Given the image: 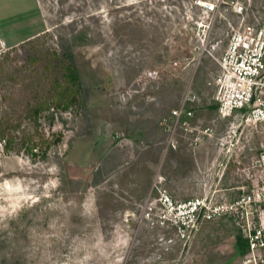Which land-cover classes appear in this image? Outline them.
I'll return each mask as SVG.
<instances>
[{"label":"rangeland","instance_id":"1","mask_svg":"<svg viewBox=\"0 0 264 264\" xmlns=\"http://www.w3.org/2000/svg\"><path fill=\"white\" fill-rule=\"evenodd\" d=\"M200 1L214 12L197 0H0V98L25 94L32 54L55 50L79 76L77 103L30 130L61 137L46 155L0 144V264H240L233 217L178 230L181 217L163 224L148 207L158 190L233 200L264 142L259 125L218 116L209 84L232 28L264 24V0H237L240 14L236 0Z\"/></svg>","mask_w":264,"mask_h":264},{"label":"built area","instance_id":"2","mask_svg":"<svg viewBox=\"0 0 264 264\" xmlns=\"http://www.w3.org/2000/svg\"><path fill=\"white\" fill-rule=\"evenodd\" d=\"M197 4L206 14L213 13L216 8L214 4L200 0ZM232 8L238 14L243 10L237 0ZM217 64L218 72L209 84L215 89L218 116L222 119L239 116L245 123L259 125L264 130V24L244 25L236 30L232 28ZM181 112L172 111L174 124H180L192 133L196 128L190 127L186 121L180 122ZM191 116L190 111H185L184 117ZM205 133L197 132L192 139L193 144H199ZM176 144L171 136L168 145L175 149ZM221 144L223 146L224 143ZM246 172L250 186L238 187L240 193L231 201L212 203L207 200L209 191H205L203 199L179 202L165 190H158L148 204L149 210L168 215L163 217V224L165 220L172 219L173 213L177 214L182 221L178 219L172 224L178 230L193 229L199 222L209 221L215 216L233 217L245 242L240 264H264V142L248 159Z\"/></svg>","mask_w":264,"mask_h":264},{"label":"trees","instance_id":"3","mask_svg":"<svg viewBox=\"0 0 264 264\" xmlns=\"http://www.w3.org/2000/svg\"><path fill=\"white\" fill-rule=\"evenodd\" d=\"M33 39L26 42L32 43ZM29 74L22 79L21 97L0 98V144L4 154L22 152L30 156L46 155L61 137L38 138L31 128L39 126L43 114L53 121L77 103L79 76L74 65L55 50L32 54ZM21 72L18 71V73ZM27 126V127H26ZM36 134V135H35ZM42 149V151H41Z\"/></svg>","mask_w":264,"mask_h":264}]
</instances>
